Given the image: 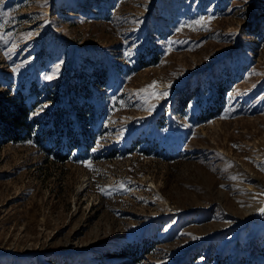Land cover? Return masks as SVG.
<instances>
[{
    "label": "rangeland",
    "instance_id": "374dc122",
    "mask_svg": "<svg viewBox=\"0 0 264 264\" xmlns=\"http://www.w3.org/2000/svg\"><path fill=\"white\" fill-rule=\"evenodd\" d=\"M263 205L264 0H0V264H264Z\"/></svg>",
    "mask_w": 264,
    "mask_h": 264
},
{
    "label": "trees",
    "instance_id": "16d2710c",
    "mask_svg": "<svg viewBox=\"0 0 264 264\" xmlns=\"http://www.w3.org/2000/svg\"><path fill=\"white\" fill-rule=\"evenodd\" d=\"M9 118L12 120L16 127L22 128L25 125V118L20 113H10Z\"/></svg>",
    "mask_w": 264,
    "mask_h": 264
},
{
    "label": "bare ground",
    "instance_id": "6f19581e",
    "mask_svg": "<svg viewBox=\"0 0 264 264\" xmlns=\"http://www.w3.org/2000/svg\"><path fill=\"white\" fill-rule=\"evenodd\" d=\"M263 206H264V205H263ZM249 215L253 216V214H252L251 212H250V213H248V216H249Z\"/></svg>",
    "mask_w": 264,
    "mask_h": 264
},
{
    "label": "snow or ice",
    "instance_id": "6c2138e0",
    "mask_svg": "<svg viewBox=\"0 0 264 264\" xmlns=\"http://www.w3.org/2000/svg\"><path fill=\"white\" fill-rule=\"evenodd\" d=\"M150 87H154V84H153V85H151Z\"/></svg>",
    "mask_w": 264,
    "mask_h": 264
}]
</instances>
